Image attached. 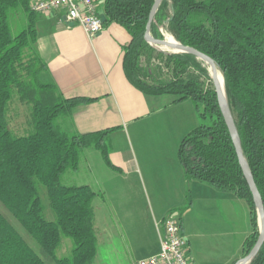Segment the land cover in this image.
<instances>
[{
    "label": "trees",
    "instance_id": "obj_1",
    "mask_svg": "<svg viewBox=\"0 0 264 264\" xmlns=\"http://www.w3.org/2000/svg\"><path fill=\"white\" fill-rule=\"evenodd\" d=\"M101 1L103 26L118 24L130 36L122 59L128 82L146 96L169 95L195 107L200 123L177 151L185 181L231 193L255 208L207 67L193 55L156 52L144 41L154 0ZM12 16L23 22L17 33ZM35 18L29 0H0V205L25 235L0 212V264H46L28 239L55 264H94L96 194L88 186L62 185L61 178L77 169L85 149L97 151L112 168L106 144L112 130L70 129L72 109L93 100L61 95L38 53ZM160 30L214 61L264 206V0H162L150 35L162 40ZM156 59L168 70L167 79L158 74ZM14 104L24 107L19 132L11 127ZM255 221L244 256L258 239ZM63 239L72 243L70 254L57 258ZM250 264H264V243Z\"/></svg>",
    "mask_w": 264,
    "mask_h": 264
},
{
    "label": "crops",
    "instance_id": "obj_2",
    "mask_svg": "<svg viewBox=\"0 0 264 264\" xmlns=\"http://www.w3.org/2000/svg\"><path fill=\"white\" fill-rule=\"evenodd\" d=\"M97 1L101 10L102 1ZM71 24L62 12L36 14L35 18L38 53L61 95L66 99L93 100L72 109L70 129L79 134L112 130L106 140L110 135L127 131L138 148L137 153L131 151L124 154L109 150L112 168L104 163L108 180L103 182L98 193L94 192L96 196L92 206L98 201L104 202L107 195L114 212L115 226L123 231L127 212L135 211L138 216L141 215L143 206L135 194L133 176L141 180L147 204L151 207V227L155 229L157 240L140 239L139 246H135L136 241L131 244L127 233L124 232L123 236L131 252L138 247L145 248L142 259L159 252L156 224L168 214H174L181 223L191 263L189 240L196 236L193 232L194 222L188 218L192 211L198 212L201 219L199 224L208 230L205 233V229H202L207 235L200 236L210 238V244L222 238L223 216L229 219L231 235L235 236L233 225L241 212L245 215L244 203L233 195L215 194L216 190L207 184L186 182L177 159L179 142L197 127V114L192 102L146 96L128 82L122 59L130 36L120 25L110 23L103 26L102 31L90 39L82 28ZM83 151H87L89 157L96 155V151L91 149ZM119 184L121 190H113ZM119 191V196H124L123 201L117 198ZM113 198L115 203L112 202ZM246 233L247 226H244L238 248L240 259ZM111 240L113 242V235L110 236ZM114 250L120 253L117 247Z\"/></svg>",
    "mask_w": 264,
    "mask_h": 264
},
{
    "label": "rangeland",
    "instance_id": "obj_3",
    "mask_svg": "<svg viewBox=\"0 0 264 264\" xmlns=\"http://www.w3.org/2000/svg\"><path fill=\"white\" fill-rule=\"evenodd\" d=\"M18 20L19 17H13L10 20L11 28L13 33H17L19 29L23 26V22L21 21L19 24ZM162 32V30H160ZM163 38L168 40H174L171 36L162 32ZM151 47V46H150ZM156 52H162L164 54H169L166 49L162 48H155L152 47ZM154 56V55H153ZM154 65H158L160 67V77L162 79H167L168 77V70L164 67L163 63L159 60H154L152 62ZM163 100H169L170 98H175L173 96L165 95L162 96ZM191 102V101H190ZM193 104V103H192ZM24 107L20 105L12 106L11 116H12V124L11 127L13 129L20 130L19 125L24 121ZM17 114V116H16ZM200 120L197 116V126L199 125ZM106 144L109 147V150L112 149L116 153H130L131 151L137 153V144L132 136L127 132L123 133H115L114 135H110L106 140ZM180 144V142H179ZM178 144V146H179ZM92 150V149H91ZM178 151V148H177ZM87 151H83L77 169L67 170L63 173L61 178L62 185L65 186H88L93 192H99V189H102L103 182L108 180L107 176V169L104 165L103 159L101 155L96 151V155H92L89 157L87 155ZM177 155V152H176ZM132 178V177H131ZM135 179L134 183V191L137 195V198L141 202L143 208L141 211V215L138 216L135 211L127 212L125 219L123 220V231L120 228H116L115 220H114V212L109 205V200H107V195L105 196L104 202H96L94 204V212H95V235H96V242H97V250L94 264H136L140 260H142L143 253L146 252L145 248L138 247L136 251L131 252L128 249L126 239L123 236L124 232L130 236L131 244L135 241V246H139L140 239L149 240L154 242L157 240L156 232L153 227H151V207L147 204L146 200V192L144 189V185L142 184L141 180L138 178ZM122 186L119 184L113 190H121ZM109 190V189H108ZM122 192V191H121ZM215 194L223 195V196H230L231 193L228 192H218L215 191ZM117 198L120 199L119 201L124 200V196H119L120 191L117 194ZM123 195V194H122ZM232 197V196H231ZM237 199V198H236ZM113 203L115 199H112ZM241 200L244 203V212L245 215L241 212L239 219L236 221V224L233 225V229L236 230V235L232 237L231 235V226L228 218L222 217L221 223V234L222 238L219 242L214 244H210L211 239L202 238L200 234L206 236L205 228L199 224L201 219L199 218V214L197 211H192L191 215L188 218L194 222L193 225V232L196 235L189 240V249L191 250V258L193 260L192 264H235L237 260L240 259V252L238 251L239 248V241L241 240V233L244 231V226H247V233L246 239L252 233L251 227V219L254 217L255 222L258 228V216L256 213L255 208H251L244 200ZM143 202V203H142ZM0 212L13 224V226L17 229V231L24 235V232L20 225L9 215V213L3 209L0 205ZM119 212V211H118ZM120 213V212H119ZM122 213V212H121ZM126 212H123L124 214ZM233 215V214H232ZM48 217H50V213H48ZM185 220V215L182 216ZM141 220V221H140ZM186 224V223H185ZM185 231L188 232L186 227ZM207 228V227H206ZM205 233L203 232V230ZM259 229V228H258ZM208 231V230H207ZM209 233V232H208ZM113 235V242H110V236ZM115 235V236H114ZM155 237V238H154ZM145 238V239H144ZM129 240V239H128ZM29 245L34 249L36 254L46 263V264H55L52 259L47 257L44 252L37 247L33 241L29 240ZM112 243L114 246H112ZM247 243V242H246ZM214 246V247H213ZM72 247V243L69 239H63L61 247L56 251L57 258L68 257L70 254V250ZM114 247H117L120 250V253H116ZM127 248V249H126ZM240 249V248H239ZM247 246L245 247L244 252L242 253V257L245 255V251ZM241 257V258H242ZM200 261V262H199Z\"/></svg>",
    "mask_w": 264,
    "mask_h": 264
},
{
    "label": "built area",
    "instance_id": "obj_4",
    "mask_svg": "<svg viewBox=\"0 0 264 264\" xmlns=\"http://www.w3.org/2000/svg\"><path fill=\"white\" fill-rule=\"evenodd\" d=\"M30 10L37 15L62 12L66 21L79 26L88 38L103 29L97 0H29ZM159 252L136 264H192L187 255V242L181 223L174 214L166 215L156 224Z\"/></svg>",
    "mask_w": 264,
    "mask_h": 264
},
{
    "label": "water",
    "instance_id": "obj_5",
    "mask_svg": "<svg viewBox=\"0 0 264 264\" xmlns=\"http://www.w3.org/2000/svg\"><path fill=\"white\" fill-rule=\"evenodd\" d=\"M161 1L162 0H154L151 6V9L148 15V20H147L146 27H145V32H144V37H143L144 41L151 47L166 49L167 51H169L168 52L169 54L193 55L198 60L203 62L204 65L207 67L209 77L211 79L214 92L216 94L217 104H218L221 116L227 127V130H228V133H229V136H230V139H231V142L234 147L235 154L238 160V164L242 171L243 177L247 183L249 191L252 195V201L255 206L257 216H258V228H259L258 239L255 245L253 246V248L250 250V252L235 263V264H250L253 258L258 254L260 248L262 247L264 243V206H263L262 199L256 188V185L254 183L253 177L248 168V165L243 157L235 122H234L233 116L231 114V111L226 101L222 75L218 71L214 61L210 59L209 57H207L206 55L198 52L197 50L193 48L177 43L175 40H168L166 38H163L162 40H156L150 35L151 24L153 22L154 16L159 8ZM101 21L102 23L105 22V17L103 15H101ZM218 73L221 75V78H222L223 92L218 82Z\"/></svg>",
    "mask_w": 264,
    "mask_h": 264
},
{
    "label": "bare ground",
    "instance_id": "obj_6",
    "mask_svg": "<svg viewBox=\"0 0 264 264\" xmlns=\"http://www.w3.org/2000/svg\"><path fill=\"white\" fill-rule=\"evenodd\" d=\"M218 82H219L220 88L222 89V92H223L222 78H221V75L219 73H218Z\"/></svg>",
    "mask_w": 264,
    "mask_h": 264
}]
</instances>
